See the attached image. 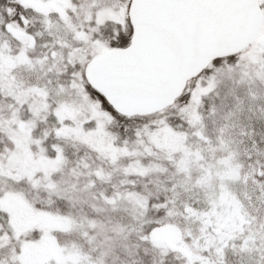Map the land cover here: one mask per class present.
<instances>
[{"label": "snow or ice", "instance_id": "6c2138e0", "mask_svg": "<svg viewBox=\"0 0 264 264\" xmlns=\"http://www.w3.org/2000/svg\"><path fill=\"white\" fill-rule=\"evenodd\" d=\"M0 264H264V0H0Z\"/></svg>", "mask_w": 264, "mask_h": 264}]
</instances>
